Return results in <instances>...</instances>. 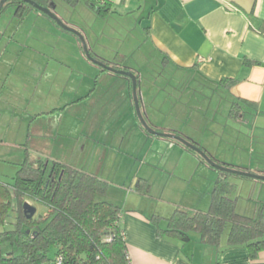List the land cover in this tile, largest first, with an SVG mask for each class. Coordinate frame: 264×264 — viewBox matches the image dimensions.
<instances>
[{
  "label": "crops",
  "instance_id": "0c3cea01",
  "mask_svg": "<svg viewBox=\"0 0 264 264\" xmlns=\"http://www.w3.org/2000/svg\"><path fill=\"white\" fill-rule=\"evenodd\" d=\"M92 1L96 8L104 9L102 15L90 9L86 0L67 4L77 5L73 6L77 9L84 2L86 13L83 15L93 16L95 22L112 21V25H106V29L109 26L107 35L111 39L122 38L123 33L131 35L130 31L134 29L139 30L143 38L142 45L136 49L130 46L114 48L115 56L109 59L89 43L83 27L72 21L65 23L84 36L90 55L95 60L112 69L133 73L138 89L142 77L127 63L134 61V55L139 53L144 60L141 66H145L146 58L141 51L147 47L148 52L151 51L149 54L157 55L163 66H171L190 75V84L207 86L211 96L219 91L227 96L222 97L215 111L181 109L176 115L179 123L176 125L159 122L155 115L150 114L149 98L141 97L138 92L139 108L148 127L156 133L179 136L195 144L220 165L264 175V0ZM81 13L79 17H82ZM27 16L23 20L14 18L23 22ZM34 18L54 31L48 23L53 21L47 16L34 15ZM6 33L0 28L3 39ZM17 33L18 30L14 32V37ZM80 48L84 54L81 45ZM4 49L7 51V48ZM103 49L113 52V48ZM88 63L81 64L93 71L99 70L98 77L102 79L123 77L90 61ZM119 80H123L124 86L116 95L73 97L65 106L52 109V112H61V117L71 109L77 110L74 113L79 118L84 117L78 120L81 123L80 138L76 144L81 153H93V162L83 166L74 162L75 156L68 161L59 156L53 158V131L47 125L39 124L43 119H49V113L38 112L32 116L35 123L32 124L33 139L30 141L31 149L40 156L37 163H43L41 159L46 157L52 159V163L95 175L106 183H114L115 189L124 187L129 181L127 192L134 190L138 180L143 192L151 190L154 175L165 180L164 189L172 181L187 183L190 196L193 198L194 193L197 200L201 199L197 206L200 210L209 207L213 186L219 178L224 177V181L232 187H252L259 189L260 193L264 190L260 181L249 179L251 181L246 183L239 181L243 179H231L229 174L211 168L177 141L147 133L136 116L131 81L125 77ZM34 96L36 91L31 97ZM224 102L227 110L219 112ZM219 117L224 122H217ZM123 165L132 167L124 178L119 175ZM135 168L136 175L130 178ZM152 213L136 206H126L122 210L119 226L125 233L130 264H264V251L251 260L246 249L227 248L226 238H221L219 245H204L194 237H190L188 242L158 237L154 222L149 220ZM154 213L166 219L164 212ZM159 223L164 224L163 221Z\"/></svg>",
  "mask_w": 264,
  "mask_h": 264
},
{
  "label": "rangeland",
  "instance_id": "374dc122",
  "mask_svg": "<svg viewBox=\"0 0 264 264\" xmlns=\"http://www.w3.org/2000/svg\"><path fill=\"white\" fill-rule=\"evenodd\" d=\"M53 1L57 17L64 23L72 21L83 27L89 43L109 59L115 56L113 54L116 52L115 49H124L128 46L136 49L138 45H142L143 38L137 29L130 31L131 35L123 33L124 37L111 39L107 34L109 26L113 24L112 21L95 22L93 16L89 18L83 15L86 13V10H83L84 2L74 9L73 6L77 5H68L63 0ZM79 13L82 17H79ZM34 15L42 14L32 11L26 20L19 22L14 18V6H7L0 14V28L7 31L4 39L0 36V185L3 186L11 185L19 170L28 164H36L40 159L30 146V141L33 139L32 124L35 123L32 116L38 112L49 113L47 117L49 119L45 118L39 124L47 125L48 129L53 131L51 135L52 147L54 146L53 158L59 156L68 161L75 156L78 160L74 159V162L89 166L93 162V153H81L76 144L80 138L78 132H80L81 123L79 124L78 120H83L84 117L79 118L74 113L77 110L72 109L61 117V112H52V109L65 106L64 104H68L73 97H85L91 94L92 97L116 95L124 86L123 80H119L123 77L102 79L98 77L99 70L93 71L89 67H84L83 63L86 65L89 63L81 51L78 39L71 33L60 30L54 22H48L51 23L55 32L50 31L45 25L44 27L38 20L36 21ZM106 25H109L108 29ZM16 30L18 33L14 37ZM4 48H7V51ZM103 48H113V52L109 53ZM147 49L145 47L141 51L146 58L145 66H141L144 60L139 53L134 55L135 60L127 63V66L141 75L137 93L139 92L141 97L149 98L150 114L155 115L159 122L179 125L176 115L181 112V109L183 111H215L222 97H227L223 91L211 96L207 86L190 84V75L175 70L171 66H163L160 58L149 54L151 51L148 52ZM40 66H42L41 69ZM95 82H97L96 87ZM35 91L36 96L31 97ZM226 105L224 102L219 112L227 110ZM217 122L224 121L219 117ZM189 124L192 125L191 122ZM37 125L38 123L35 127ZM41 160L47 164L46 174H48L53 160L46 157ZM113 161H115L114 157ZM131 168V165L130 168L123 165L119 175L124 178L127 170L130 171ZM136 171V168L132 170L130 178L136 175ZM229 177L243 179L239 181H247L246 183L253 181V179L234 175ZM101 181L107 185V191L105 194L98 195L97 201L110 202L121 210H124L126 206H136L150 210L151 213L153 212L152 216H156L154 212L159 211L164 212V216L169 218L175 210L193 213L205 212L209 208L204 210L197 208L201 199L197 200L194 193H192L193 198L190 196L191 190H188L190 187L187 183L172 181L164 189L166 182L158 175H154L151 190L146 189L138 195H134V187L132 192H127L129 181L119 189H115L114 183H106L103 179ZM121 193L123 195H120ZM128 195L131 196L128 198ZM228 198L234 201V210L237 215L253 218L260 212L264 214V190L260 193L259 189L255 190L252 187L230 185ZM24 202L36 209L34 219L47 211L42 204L29 198H26ZM14 223L15 212L12 207L4 225L0 226V233L11 230ZM228 229L227 226L222 239L227 237ZM189 236L200 241L197 233H189ZM13 253H17L15 247L8 242H0V260Z\"/></svg>",
  "mask_w": 264,
  "mask_h": 264
},
{
  "label": "trees",
  "instance_id": "16d2710c",
  "mask_svg": "<svg viewBox=\"0 0 264 264\" xmlns=\"http://www.w3.org/2000/svg\"><path fill=\"white\" fill-rule=\"evenodd\" d=\"M30 1L44 8L55 6L53 0ZM63 1L74 4L78 0ZM86 1L96 14L104 13L92 0ZM7 6H14L18 20L36 11L22 1L9 0L0 14ZM46 168L45 163L28 164L18 171L11 185H0V226L12 207L15 212L14 227L0 233V242L17 249V253L1 258L0 264H55L59 256L63 264H130L125 233L119 226L122 210L110 202L97 201L106 184L95 175L66 165L53 163L48 174ZM135 192L143 193L140 180ZM229 193L230 185L224 177L219 178L207 211L175 210L169 218L154 215L149 220L154 222L158 237L188 242L189 233H197L204 245H219L228 226L226 247H242L253 260L264 251V214L253 218L237 215ZM26 198L42 204L46 213L28 220L22 209Z\"/></svg>",
  "mask_w": 264,
  "mask_h": 264
},
{
  "label": "water",
  "instance_id": "95a60500",
  "mask_svg": "<svg viewBox=\"0 0 264 264\" xmlns=\"http://www.w3.org/2000/svg\"><path fill=\"white\" fill-rule=\"evenodd\" d=\"M9 0H1L0 1V10L3 8V6L5 5L6 2H8ZM22 1L23 3L29 5L30 7H32L33 9H35L36 11L42 13L43 15L47 16L50 20H52L60 29H62L63 31H66L68 33L73 34L78 41L80 42V45L83 49V52L85 54V57L88 61H90L91 63H93L94 65H97L98 67L105 69L108 72H111L115 75H119V76H123L127 79H129L131 81V85H132V98H133V103H134V107H135V112H136V116L137 119L139 121V123L141 124V126L145 129V131H147V133H149L150 135L153 136H157L160 138H166V139H172L174 141H177L178 143H180L181 145H183L184 147H186L187 149L193 151L194 153H196L201 159H203V161L209 165L211 168L224 173V174H229V175H234V176H238V177H242V178H248V179H253V180H257V181H261L264 182V175H258V174H252V173H248V172H244V171H238V170H234L232 168H229L227 166L224 165H220L218 163H216L214 160H212L207 154L206 152H204L203 150L199 149L195 144L188 142L187 140L179 137V136H175V135H168V134H161V133H156L155 131L151 130L147 123L145 122L140 108H139V100L137 97V81H136V77L133 73L128 72V71H123V70H115L112 69L100 62H98L97 60H95L91 55H90V51L89 48L87 46L86 40L84 38V36L77 31L76 29L66 25L62 20H60L56 13H55V6H52L51 9L49 8H44L41 7L35 3H33L30 0H19ZM23 213L26 216V218L28 220L32 219L35 216L36 213V209L34 207H32L30 204L24 202L23 206Z\"/></svg>",
  "mask_w": 264,
  "mask_h": 264
},
{
  "label": "built area",
  "instance_id": "2783aa9c",
  "mask_svg": "<svg viewBox=\"0 0 264 264\" xmlns=\"http://www.w3.org/2000/svg\"><path fill=\"white\" fill-rule=\"evenodd\" d=\"M55 264H63V257L59 256L56 261Z\"/></svg>",
  "mask_w": 264,
  "mask_h": 264
}]
</instances>
